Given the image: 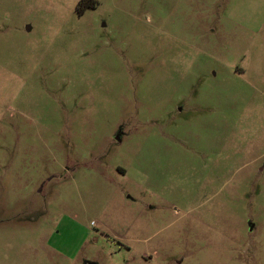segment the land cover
Wrapping results in <instances>:
<instances>
[{
    "label": "rangeland",
    "instance_id": "374dc122",
    "mask_svg": "<svg viewBox=\"0 0 264 264\" xmlns=\"http://www.w3.org/2000/svg\"><path fill=\"white\" fill-rule=\"evenodd\" d=\"M0 0V264H264V0Z\"/></svg>",
    "mask_w": 264,
    "mask_h": 264
},
{
    "label": "trees",
    "instance_id": "16d2710c",
    "mask_svg": "<svg viewBox=\"0 0 264 264\" xmlns=\"http://www.w3.org/2000/svg\"><path fill=\"white\" fill-rule=\"evenodd\" d=\"M97 2L95 0H81L78 4L77 11L80 15L84 14L89 8H95Z\"/></svg>",
    "mask_w": 264,
    "mask_h": 264
},
{
    "label": "water",
    "instance_id": "95a60500",
    "mask_svg": "<svg viewBox=\"0 0 264 264\" xmlns=\"http://www.w3.org/2000/svg\"><path fill=\"white\" fill-rule=\"evenodd\" d=\"M85 264H97V263H93V262H86Z\"/></svg>",
    "mask_w": 264,
    "mask_h": 264
}]
</instances>
